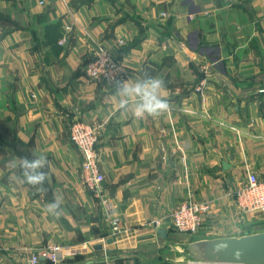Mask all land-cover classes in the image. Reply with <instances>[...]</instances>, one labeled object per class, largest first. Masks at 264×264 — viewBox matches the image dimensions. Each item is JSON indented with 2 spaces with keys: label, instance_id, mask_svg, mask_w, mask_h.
<instances>
[{
  "label": "crops",
  "instance_id": "1",
  "mask_svg": "<svg viewBox=\"0 0 264 264\" xmlns=\"http://www.w3.org/2000/svg\"><path fill=\"white\" fill-rule=\"evenodd\" d=\"M88 1L0 0V264H30L48 243L79 249L62 264H185L145 260L149 243L166 240L156 230H174L150 222L182 201L210 203L204 233L264 219L233 196L250 173L264 182V0ZM96 43L121 61L122 79L163 78L172 110L112 115V86L83 73ZM77 118L98 126L104 195L127 228L116 241L79 179ZM40 154L45 195L9 180L12 160ZM54 195L58 219L45 211Z\"/></svg>",
  "mask_w": 264,
  "mask_h": 264
},
{
  "label": "built area",
  "instance_id": "2",
  "mask_svg": "<svg viewBox=\"0 0 264 264\" xmlns=\"http://www.w3.org/2000/svg\"><path fill=\"white\" fill-rule=\"evenodd\" d=\"M162 16L166 12H161ZM64 41V38H62ZM122 44V41H118ZM107 55L109 63L103 69L98 63L99 56ZM106 71L109 76L114 75L117 79H122L125 75L121 61L114 58L111 53L101 43H96L91 55L84 63L83 73L88 81H96L104 84L108 83V78L100 74ZM98 76L99 79L97 78ZM201 91L200 87H196ZM69 141L80 157L79 179L83 186L99 201L104 208L106 223L110 227L109 237L116 241L120 234L127 231L119 217L114 216L108 199L104 195L102 173L98 163V126L93 123L74 119L69 125ZM179 150L184 152V145L179 144ZM233 196L238 209L246 213L264 212V182L255 173L247 175L246 181L233 192ZM211 206L208 201L191 200L182 201L169 213L153 219L150 223L157 229L165 221H169L176 232L184 234L198 233L205 228L203 218L209 212ZM87 245V241L84 242ZM79 253V249L67 247L58 243H48L38 248L30 257V264H62L67 256H74ZM43 260V261H42Z\"/></svg>",
  "mask_w": 264,
  "mask_h": 264
},
{
  "label": "clouds",
  "instance_id": "3",
  "mask_svg": "<svg viewBox=\"0 0 264 264\" xmlns=\"http://www.w3.org/2000/svg\"><path fill=\"white\" fill-rule=\"evenodd\" d=\"M109 63L107 55L99 56V64L103 69ZM108 78L112 86L115 103L112 105V115L131 116L139 121L146 118H159L172 110V103L165 95L166 84L163 78L144 73L139 78L117 79L104 70L101 74ZM98 76L97 78L99 79ZM14 172L9 180L18 186H30L35 194L45 195L49 182L48 167L50 162L46 155L18 157L11 162ZM47 214L59 218L63 211L62 196L54 195L53 200L45 206Z\"/></svg>",
  "mask_w": 264,
  "mask_h": 264
},
{
  "label": "water",
  "instance_id": "4",
  "mask_svg": "<svg viewBox=\"0 0 264 264\" xmlns=\"http://www.w3.org/2000/svg\"><path fill=\"white\" fill-rule=\"evenodd\" d=\"M244 226L229 234L198 232L182 239L177 238L174 231L159 228L156 230L158 238L166 240L149 243L145 260L185 264H264V219L253 220ZM111 241L109 238L108 242ZM169 246L173 247L168 250L170 255L163 250ZM122 257L124 255L118 251L113 258Z\"/></svg>",
  "mask_w": 264,
  "mask_h": 264
},
{
  "label": "rangeland",
  "instance_id": "5",
  "mask_svg": "<svg viewBox=\"0 0 264 264\" xmlns=\"http://www.w3.org/2000/svg\"><path fill=\"white\" fill-rule=\"evenodd\" d=\"M174 229V228H173ZM174 232H176L175 230H173ZM176 235L178 236L177 238H179V237H181V236H184V237H188L189 235L188 234H184V233H179V232H176ZM159 243H162V241H160ZM168 248V249H167ZM173 247H166V248H164L163 250H164V252H165V254H169V252H168V250L169 249H172ZM167 251V252H166ZM163 252V253H164ZM170 252H171V250H170ZM170 255V254H169Z\"/></svg>",
  "mask_w": 264,
  "mask_h": 264
},
{
  "label": "trees",
  "instance_id": "6",
  "mask_svg": "<svg viewBox=\"0 0 264 264\" xmlns=\"http://www.w3.org/2000/svg\"><path fill=\"white\" fill-rule=\"evenodd\" d=\"M89 1H90V0H89ZM89 1H88V2H89Z\"/></svg>",
  "mask_w": 264,
  "mask_h": 264
}]
</instances>
